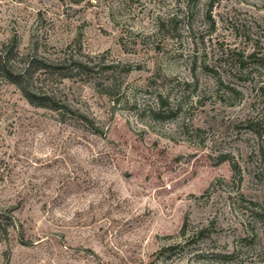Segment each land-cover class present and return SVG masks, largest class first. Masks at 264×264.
<instances>
[{
    "label": "rangeland",
    "instance_id": "rangeland-1",
    "mask_svg": "<svg viewBox=\"0 0 264 264\" xmlns=\"http://www.w3.org/2000/svg\"><path fill=\"white\" fill-rule=\"evenodd\" d=\"M0 264H264V0H0Z\"/></svg>",
    "mask_w": 264,
    "mask_h": 264
},
{
    "label": "trees",
    "instance_id": "trees-1",
    "mask_svg": "<svg viewBox=\"0 0 264 264\" xmlns=\"http://www.w3.org/2000/svg\"><path fill=\"white\" fill-rule=\"evenodd\" d=\"M53 67H54L53 65H50L49 67H47V70H48L49 72H51ZM80 68L82 69V68H85V67L79 65V69H80ZM53 69H54V68H53ZM27 98H28V97H27ZM29 98H30V97H29ZM41 100H42V101H43V100L48 101V102L51 104V108H53V110H57V109H58V108L52 106V104L55 103V101L53 100L52 97L50 98V97H48V96H45V97H42ZM29 102H32L31 99H29ZM39 106H44V105H41V103H40ZM55 106H56V105H55Z\"/></svg>",
    "mask_w": 264,
    "mask_h": 264
}]
</instances>
